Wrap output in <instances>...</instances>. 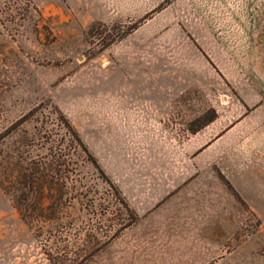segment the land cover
Returning a JSON list of instances; mask_svg holds the SVG:
<instances>
[{"label":"rangeland","instance_id":"rangeland-1","mask_svg":"<svg viewBox=\"0 0 264 264\" xmlns=\"http://www.w3.org/2000/svg\"><path fill=\"white\" fill-rule=\"evenodd\" d=\"M0 264H264V0H0Z\"/></svg>","mask_w":264,"mask_h":264}]
</instances>
